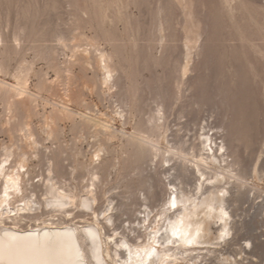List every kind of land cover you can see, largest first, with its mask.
I'll return each mask as SVG.
<instances>
[{
	"label": "rangeland",
	"instance_id": "obj_1",
	"mask_svg": "<svg viewBox=\"0 0 264 264\" xmlns=\"http://www.w3.org/2000/svg\"><path fill=\"white\" fill-rule=\"evenodd\" d=\"M190 1L201 36L188 57L184 44L186 14L178 0H0V77L10 86L16 83L21 69L29 68L30 93L25 100L31 106L30 127L37 139L34 144L15 131L21 112L11 114L0 101V154L4 145L16 151L23 144L40 197L50 160L60 185L70 188L71 184L70 189L76 186L78 193L88 186L96 168L101 176L97 183L101 206L104 193H108L118 210L115 215L120 230L131 233L132 224L137 225L143 216V194L148 193L150 183L156 191L151 199L154 208L167 196L161 183L162 177L165 179L163 169L156 174L149 163L151 156L126 133L138 127L147 130L150 112L163 106L171 144L185 143L191 151L199 135L208 131L218 142L225 139L229 160L236 156L239 170L247 168L248 181L254 184L240 187L233 179L226 184L238 223L234 238L237 246L248 252L252 250L246 240L251 239L259 255L253 264H264V175L253 177L250 172L255 156L264 149V0ZM80 13L84 21L79 20ZM75 21L113 55L120 83L118 88L100 92L86 90V104L70 103L75 113L68 117L60 115L59 99L65 100V96L52 84L56 74L51 58L57 60L55 63H66L70 51L62 49L53 35L58 28L70 30ZM49 47L57 50L54 56H50ZM188 63L189 70L184 73ZM91 68L75 66L78 90L84 82L92 85L97 71ZM121 110L126 111L123 118ZM52 116L57 117L56 125L47 128ZM99 120L117 128L114 139L102 150V140L95 136ZM96 151H100L99 159ZM191 167L186 174L179 165L176 171L188 189L194 188L199 178L206 180ZM215 258L210 260L219 264Z\"/></svg>",
	"mask_w": 264,
	"mask_h": 264
},
{
	"label": "bare ground",
	"instance_id": "obj_2",
	"mask_svg": "<svg viewBox=\"0 0 264 264\" xmlns=\"http://www.w3.org/2000/svg\"><path fill=\"white\" fill-rule=\"evenodd\" d=\"M178 1L186 14L184 44L188 48L185 49L188 50L186 55L190 57L193 52L190 50L196 48L200 40L201 29L194 18L191 1ZM82 13L79 20L84 21ZM84 27L78 21L70 30L58 28L53 35L54 41L62 49L70 51L64 65L55 63L57 60L51 58L56 74L52 84H56L64 94L62 96H65V100L61 96L59 99L61 116H74L75 110L70 107L72 102L86 104V90H109L120 83L113 55L95 37L88 35ZM48 50L50 56H54L57 51L55 47ZM77 65L82 69L92 67L97 71V74L93 72L95 76L92 85L84 82L83 86L80 84L82 88L79 90L76 88ZM1 66L0 63V71ZM28 69H21L16 83L10 86L0 77V101L5 103L10 113L21 112L15 131L29 142L37 144L30 127L31 106L25 100V96L30 93ZM188 70L189 63L183 72L187 73ZM134 96H137V92ZM125 112L120 111L122 118L126 116ZM50 118L47 128L56 125L57 117ZM99 122L100 127L95 136L105 140L100 142L102 150L107 141L114 139L116 131L108 121ZM146 123L147 130L138 127L126 135L151 156L149 163L154 166L156 174L159 168L163 169L165 179L162 177L161 183L167 197L157 209L154 208L151 199L156 196V191L155 185L150 183L148 193L143 194V216L138 219L137 225L133 226L132 222L129 224L130 227L132 224L129 230L133 237L125 229L120 230L115 215L118 210L108 193H104L106 199L101 206L97 184L101 176L96 168L91 170L90 182L85 191L78 193L76 186L74 191V188L70 189L71 184L70 188H66L68 185H60L52 166L54 161L50 160L47 179L42 182L44 193L40 197L36 190L38 185L30 176L29 155L22 147L23 144L17 145L16 151L12 146L4 145L0 154V264H214L210 260L212 257H216L219 264H253L258 261L259 255L251 239L246 240L252 250L248 252L243 246L238 247L237 239L234 238L238 223L230 206L231 190L226 184L232 183L233 179L238 186L244 187L251 181H248L247 168L239 170L236 156L229 160L225 139L218 142L207 131L199 135L198 143L191 146V151L185 148V143L171 144L164 108L160 105L150 112ZM48 133L52 134L53 131ZM95 157L100 158V151ZM190 164L195 173L206 177L205 181L199 178V183L194 184L192 189L185 186L183 178L176 172L179 165L182 174H186ZM250 172L253 177L264 175V149L255 156ZM253 184L249 185L252 187ZM262 213L264 218V210ZM226 247L229 249L225 252Z\"/></svg>",
	"mask_w": 264,
	"mask_h": 264
},
{
	"label": "snow or ice",
	"instance_id": "obj_3",
	"mask_svg": "<svg viewBox=\"0 0 264 264\" xmlns=\"http://www.w3.org/2000/svg\"><path fill=\"white\" fill-rule=\"evenodd\" d=\"M173 207H175V204L173 203Z\"/></svg>",
	"mask_w": 264,
	"mask_h": 264
}]
</instances>
